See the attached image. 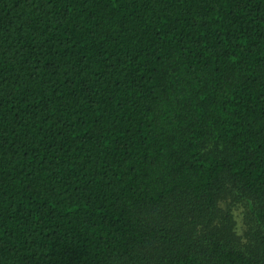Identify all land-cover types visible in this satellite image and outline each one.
<instances>
[{
  "label": "trees",
  "instance_id": "obj_1",
  "mask_svg": "<svg viewBox=\"0 0 264 264\" xmlns=\"http://www.w3.org/2000/svg\"><path fill=\"white\" fill-rule=\"evenodd\" d=\"M0 264H264V0H0Z\"/></svg>",
  "mask_w": 264,
  "mask_h": 264
}]
</instances>
